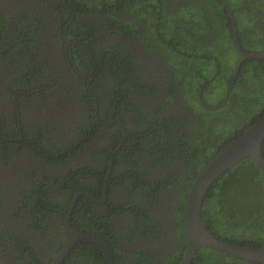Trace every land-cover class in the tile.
Returning a JSON list of instances; mask_svg holds the SVG:
<instances>
[{"label":"flooded vegetation","instance_id":"flooded-vegetation-1","mask_svg":"<svg viewBox=\"0 0 264 264\" xmlns=\"http://www.w3.org/2000/svg\"><path fill=\"white\" fill-rule=\"evenodd\" d=\"M224 1L228 9L220 0H0V244L9 247L0 248V264H50L70 237L69 226L88 235L71 224L72 211L81 198L75 199L77 194L92 196L97 201L86 199L103 208L104 214L112 213L116 232L122 233L128 227L130 238L138 232L131 238L133 242H126L124 237L117 239L118 247L124 251L123 264H131L140 256L138 247L147 249L150 245L156 252L154 264H164L159 255L178 244L168 226L182 221L185 228L186 199L179 203L189 186L186 176L190 171L185 166L184 154L172 149L174 161H166L164 167L153 166L155 155H145L143 146L130 140L128 130H144L148 135L146 130L152 125L144 121L155 118L147 114L149 118L134 120L136 115L127 110L122 122L120 113L111 109L109 101L99 107L92 83L109 85L110 67L119 68V62L128 59L130 68H125L122 75L123 90H130L126 92L130 99L131 93L140 97L141 92L145 93L135 99L136 105L143 110L157 108V119L176 123L173 131L182 130L185 136H180L188 141V134L200 130L203 114L211 109L231 113L235 108L228 103L230 94L251 86L252 77L256 79L264 73L263 64L251 63L242 75L245 74L243 84H237L244 61L264 60L241 56L264 54L256 50L258 43L264 44V14L256 9L257 4L251 5L250 11L244 9L246 5H238L243 0H230L233 7ZM83 23L88 24L87 29ZM247 45L251 48L247 49ZM127 49L131 54L124 52ZM175 52L183 57L181 64L187 69L186 75L198 71L197 85L182 89V93L172 91L177 90V85L172 88L169 78L175 72L171 63ZM81 65L88 69V76L80 70ZM230 67L233 71L228 73ZM173 77L177 82L183 79ZM89 90L92 105L84 99ZM128 105L126 102L125 106ZM89 111L93 112L92 131L96 137L85 146L77 138L82 135L79 131L90 124ZM229 120L226 118V122ZM161 136L166 144L170 141L164 133ZM43 155L52 161L43 159ZM261 157L264 160L262 153ZM167 169L176 170V174H167ZM132 173L142 174L148 186L139 184L138 193L130 198L136 186L134 181L129 182ZM100 175L104 183L98 181ZM34 176L38 177L36 182ZM110 177L113 184L108 188ZM70 178H74V183L82 179L99 197L90 192L76 193L64 220V230L56 214L40 209L47 202L54 205L68 199L65 193ZM54 180H59L61 187L54 185ZM25 187L31 189L29 194ZM27 206L36 208L37 218L42 214L48 218L41 223L43 229L51 228L46 234L48 238L42 235L45 230L28 228L33 208L24 209ZM146 213L157 221L159 237H147L143 226L133 223L139 216L144 220ZM180 215L183 219H178ZM86 218L82 215L78 219L79 226H90ZM9 230L32 245L36 243V255L19 252L11 236L5 234ZM184 237L186 250V232ZM112 257L115 264L113 253Z\"/></svg>","mask_w":264,"mask_h":264},{"label":"trees","instance_id":"trees-1","mask_svg":"<svg viewBox=\"0 0 264 264\" xmlns=\"http://www.w3.org/2000/svg\"><path fill=\"white\" fill-rule=\"evenodd\" d=\"M227 2L231 7H233L230 0H227ZM253 4H257L256 9L264 14V0H243L238 5H246L244 9H246L247 7L251 11L250 6ZM252 15L253 14L251 13L248 16L250 23L252 22ZM83 26L84 29H87L88 24L83 23ZM246 29L247 28H244V30ZM74 43L77 44L76 41ZM256 46V50L259 49L261 51H264V49L261 48L264 46L263 43H258ZM245 47H248L247 49L251 48L249 45ZM88 50L90 51L92 49ZM124 52H126L127 55L131 54L130 49H127ZM98 57H100L99 54ZM182 58V55L175 52L174 58L171 63L175 66V72H173V76H182L183 79H180L177 82V80L172 75H169V78L172 80L173 84L172 88L177 85V90L172 91H179L180 93L184 92L182 89H186L188 87L192 89V87H195L194 85H197L198 81V71L195 72V74L192 73L189 76L186 75L187 69H185L181 64ZM124 59L127 62H119L121 64L119 68L114 65L110 67L109 73L112 74V81H110L109 85H107L105 82L102 84L96 82L92 83L97 90V101L99 107L105 100L109 101L111 104V109L113 108L120 113L122 122H125L124 111L127 110L132 111L133 114L136 115L134 120L149 118L147 114H151L150 117H154L155 120L144 121L152 125L148 130H146L149 131V134L147 135L144 130L135 133L130 129L128 130V137L131 138L130 140L132 142H139L138 144H136L137 146H143L145 155H155L152 162L153 166L164 167L166 161H174L172 149L182 152L184 154L183 159L185 162V166L190 171V173H187L186 176L189 178L190 183L193 182V180L195 179L194 176L199 172V170L204 167L210 161V159L214 157L222 148L229 144L234 139V137L240 135L258 119L264 116V96L262 98L255 97L252 93V87L256 83H258L262 87V90L264 92V73H260L261 75H257L256 79L252 77L251 81L255 82H252L251 86L244 87L242 90L235 91L230 94L228 103L232 108H235L233 111H231V113H227L226 111L221 112L217 109H211L207 111L206 114L202 115V125L200 130H198V133L188 134V141H184V137L182 136L185 135L182 130H178V133L173 131V127L176 126V123L168 124V119L166 118H162V120L157 119L156 116L159 115V110L157 108H155V110L153 111L151 110V108L143 110L142 107L136 105L138 104V102H136L135 99L137 97L138 99L144 97L145 93L141 92V97L139 95L131 93L133 97L130 99V96L128 94L130 90H123L124 83L122 75L125 71V68H130L128 59ZM251 63H253V66L254 63L264 65V60L244 61V63H242L240 67L238 78L236 79L238 85L243 84L245 74L243 77L242 75L246 71V69L251 66ZM80 67V70L85 74V76H88V69H85V67L82 65ZM115 68L116 70H114ZM232 71L233 70L230 67L227 72L231 73ZM185 77L188 78L185 79ZM182 81L184 82V85L180 86L181 84H179V82ZM150 90L152 92L151 94L155 93V88ZM157 90H159V88ZM90 92V90L89 92H85L84 99L89 105H92L93 98L92 95H90ZM237 96L238 102L236 103L235 101ZM188 101L189 99L186 101V103ZM126 102L129 103L128 106H125ZM159 106L161 107V104ZM226 118H230L231 120H229V122H226ZM88 119L90 124L83 128L81 127L82 130H80L78 134L82 135L77 138L83 140L82 145L85 146L90 144L96 137L95 131H92V129H95V122L93 121L94 119L92 111L89 113ZM176 119L177 121L181 120L179 116H177ZM140 124L141 123H137V125ZM73 127L74 126H71V128ZM162 133H164L165 136L170 140L167 144L162 141ZM174 134H178V138L176 140L174 139L175 137H177V135L174 136ZM139 135H144V137H140ZM174 141H177V144H175ZM142 142L148 144L144 145ZM109 150L110 149L106 150V155L109 154ZM261 153L264 158V142L262 144ZM99 155H102V153H99ZM47 157L48 156L43 155V159L52 161V159H48ZM117 157L118 154L116 156V162L119 160V158L117 159ZM89 166L91 167V165ZM80 167L83 168L82 171L85 173L84 167H82L81 165ZM191 171L193 172L191 173ZM167 174L175 175L176 170L167 169ZM131 176L132 177H129V182L134 181L136 186L134 187L135 191L130 195V198H132L135 193H138L139 184L142 186H148V183L144 181L145 177L142 174L134 175L132 173ZM37 179L38 177L34 176L35 182ZM97 179L98 181L101 180V182L104 183L103 177L101 175ZM189 180L187 181L189 182ZM40 182L44 183L43 181ZM190 183L189 186L185 187L187 189L182 192L179 204H181L186 199L189 187L191 185ZM53 184L61 187V183L59 180H54ZM112 184V179L110 177V181H108L107 184L108 188H111ZM66 187L67 191L65 193V196H67L68 199L65 202L58 201V199H56L58 203L60 202L63 204V207L60 205V203L58 204L54 201V205L48 204L47 202L40 209L43 212L56 214L58 221L64 228V230H66L64 220L68 212L70 202L72 201V198L76 193L90 192L92 195L99 197V194H94L96 192H93L92 189L86 186L82 179L74 183V178H70L66 183ZM25 191V193L29 194L31 189L25 187ZM46 193L50 194V191L47 190ZM246 196H248V198H245ZM242 197L244 199H242ZM24 209H29L30 211L32 210V220L28 228L30 230L38 231L45 230L43 231L42 235L44 238H48L49 236L46 234L47 231H49V229L51 228L43 229L41 227V223L47 221L48 218H43V214L41 215V218H37L38 214L34 212L36 210L34 206H27ZM115 214L119 215L117 212H115ZM82 215H85V217H87L86 220H88L87 223L89 222L90 226L85 227L87 224L85 226H79L80 224L78 222V219ZM151 216V214L146 213L144 215L145 222L144 220H141V216H139L133 223L138 227L143 226L142 229L147 237L151 238L152 234H156L159 237L161 233L157 231L159 230V227L156 224L157 221L155 220V218L151 219ZM113 217L114 215L112 213H110L109 215L104 214L103 208L99 209L98 205L86 198L81 197L76 201V206L72 211L71 224L72 227L80 229V231L82 229V231H85L88 235L91 234L92 236L99 237L112 250L115 264H123L124 251H122L118 247L117 239L121 240L124 237L127 239L126 242H133L131 238L136 237L138 232L136 231V233L131 236V238L129 235L128 227H124L123 231H121L122 233L116 232L113 223ZM178 219L183 218L180 215ZM201 221L206 230L219 240L233 245L264 247V172L261 171L250 159H246L234 170V172L228 171L220 176L214 182V184L204 197L201 210ZM172 229L174 230L173 232ZM160 230L163 229L161 228ZM168 231L173 234L174 238L176 237L178 246H170V248L172 249H166L165 252L163 254H160L159 256H163L164 264H180L186 245V239L184 237L185 228L182 221H178L177 223L175 222L174 226L169 225ZM5 234L11 236V241L16 243L15 245L17 246L19 252H21L22 254H31L32 257L36 255L33 246L36 243H33L32 245L31 242L25 239H21L19 236H16L15 233L13 234V231L10 230L6 231ZM67 235L68 233L66 234V236ZM4 246L7 249L9 248L8 245H5V243L3 245L0 244V248ZM138 252L140 256L132 260L131 264H154L153 259H155L156 257V252L155 249L151 247V245L147 249L138 247ZM136 253L137 252H135L134 254L136 255ZM18 259L21 260V257L18 256ZM230 260L233 261L234 264H256L233 258L210 248L199 249L195 254L191 264H230ZM63 264H105V259L103 256V252L98 247L88 243H78L74 246L68 257L64 260Z\"/></svg>","mask_w":264,"mask_h":264},{"label":"water","instance_id":"water-1","mask_svg":"<svg viewBox=\"0 0 264 264\" xmlns=\"http://www.w3.org/2000/svg\"><path fill=\"white\" fill-rule=\"evenodd\" d=\"M220 1L228 9L225 1ZM229 15L232 17L230 11ZM241 56L243 59H264V54L244 55L241 53ZM263 142L264 116L212 157L193 180L184 205L187 246L180 264H191L195 254L201 248L214 249L225 255L247 262L264 264V247L233 245L219 240L206 230L201 221L204 197L220 176L236 169L246 159H250L264 172V160L261 157ZM78 197L97 201L88 194H77L75 199ZM69 231L71 233L70 237L50 264H62L76 243H88L97 246L104 254L105 264H113L112 252L104 241L94 236L76 232L70 226Z\"/></svg>","mask_w":264,"mask_h":264},{"label":"rangeland","instance_id":"rangeland-1","mask_svg":"<svg viewBox=\"0 0 264 264\" xmlns=\"http://www.w3.org/2000/svg\"><path fill=\"white\" fill-rule=\"evenodd\" d=\"M251 82H255V81H251ZM252 93H253V95L255 97L262 98L264 96V92L262 90V87L258 83H256V84L253 85V87H252Z\"/></svg>","mask_w":264,"mask_h":264}]
</instances>
